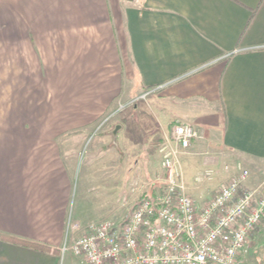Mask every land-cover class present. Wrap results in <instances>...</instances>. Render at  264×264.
I'll return each mask as SVG.
<instances>
[{
	"label": "crops",
	"instance_id": "crops-1",
	"mask_svg": "<svg viewBox=\"0 0 264 264\" xmlns=\"http://www.w3.org/2000/svg\"><path fill=\"white\" fill-rule=\"evenodd\" d=\"M117 110V143L156 148L144 179L174 125L201 133L179 157L198 208L264 170V0H0V264H60L71 140Z\"/></svg>",
	"mask_w": 264,
	"mask_h": 264
},
{
	"label": "built area",
	"instance_id": "built-area-1",
	"mask_svg": "<svg viewBox=\"0 0 264 264\" xmlns=\"http://www.w3.org/2000/svg\"><path fill=\"white\" fill-rule=\"evenodd\" d=\"M200 134L189 125H174L157 148L160 188L144 196L123 221L87 224L74 240L69 234L81 226L68 221L60 254H72L79 264H239L264 219V196L246 187L250 172L238 164L237 172L198 208L185 192L179 157ZM213 175L212 170L204 173L207 180Z\"/></svg>",
	"mask_w": 264,
	"mask_h": 264
},
{
	"label": "rangeland",
	"instance_id": "rangeland-1",
	"mask_svg": "<svg viewBox=\"0 0 264 264\" xmlns=\"http://www.w3.org/2000/svg\"><path fill=\"white\" fill-rule=\"evenodd\" d=\"M119 115V110L109 113L80 137L71 140L70 157L64 159L71 181L68 211L72 222H78L81 229L73 230L70 240L79 237L87 224L104 219L123 221L144 196L160 188L156 181L163 173L157 165L149 168V177H142L143 154L150 150L153 163L156 148L142 150L140 141L137 144L128 143V140L117 143L116 136L125 125L124 122L116 124L121 119ZM132 134L135 135L127 131L124 138L130 139ZM248 171L250 178L246 187L258 189L264 196V170ZM60 264L79 263L72 254L66 253L60 255ZM239 264H264V219L250 236L247 252Z\"/></svg>",
	"mask_w": 264,
	"mask_h": 264
},
{
	"label": "trees",
	"instance_id": "trees-1",
	"mask_svg": "<svg viewBox=\"0 0 264 264\" xmlns=\"http://www.w3.org/2000/svg\"><path fill=\"white\" fill-rule=\"evenodd\" d=\"M4 241H6L10 244H14L17 246H21L23 248L31 249V250L42 252V253H52V254L56 253V251L52 250L50 247H47V246H45L41 243H37V242L18 240V239H14V238H10V237H5Z\"/></svg>",
	"mask_w": 264,
	"mask_h": 264
}]
</instances>
